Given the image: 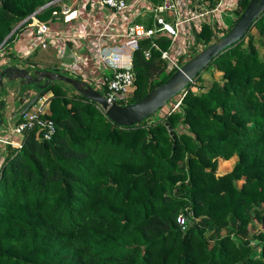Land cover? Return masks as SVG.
I'll return each instance as SVG.
<instances>
[{"label":"trees","instance_id":"16d2710c","mask_svg":"<svg viewBox=\"0 0 264 264\" xmlns=\"http://www.w3.org/2000/svg\"><path fill=\"white\" fill-rule=\"evenodd\" d=\"M248 1L237 0L230 25L214 23V31L224 34ZM60 9L55 0H0V48L30 14L49 21ZM134 21L154 25L147 12ZM155 40L170 44L166 34ZM213 40L203 22L195 42ZM133 66V92L122 103L176 70L157 48L147 59L135 50ZM210 68L221 78L194 90ZM192 81L177 108L126 126L68 83H49L43 95L50 93L47 115L56 131L50 139L26 132L0 164V264H264V10ZM234 155L233 167L218 173V158ZM180 212L185 230L176 222Z\"/></svg>","mask_w":264,"mask_h":264},{"label":"built area","instance_id":"2783aa9c","mask_svg":"<svg viewBox=\"0 0 264 264\" xmlns=\"http://www.w3.org/2000/svg\"><path fill=\"white\" fill-rule=\"evenodd\" d=\"M59 1V0H55ZM225 1L215 0L209 5V0H76L74 3L62 2L59 15L54 22L61 18L64 22H70L81 18L83 12L88 11L89 17L99 18L104 13L101 26L96 21L87 18V25L74 30L64 32L51 27V22L41 21L31 14V21L36 37V44L46 46L53 38L74 39L80 35L88 53L97 59L98 63L108 69V72L98 78L84 74L81 68L76 66V58L69 63H63L62 68L68 74H75L84 79L94 88L100 90L106 98L122 103L126 100L134 88L136 72L133 66V54L135 50H141L144 58L151 56L152 48L160 50L161 57L169 66L178 68L189 55L203 48V44L195 42V33L201 29L203 22H209L218 27L227 26L224 22L223 10ZM237 0L232 2L235 8ZM233 8V9H234ZM232 9V11H233ZM151 13L154 20L153 26H145L143 23L134 21L137 14ZM55 13V11H54ZM166 34L170 38L167 48H161L155 40L158 35ZM149 38L147 47L140 46V39ZM75 76V77H76ZM43 97V96H42ZM40 97L21 115L0 132V152L7 147L19 149L22 146L26 132L35 130L36 135L50 139L56 131L55 123L48 114L46 99ZM179 104H175L171 110ZM2 162V161H1ZM0 162V164H1ZM187 216L180 212L176 217L177 225L185 230L188 226Z\"/></svg>","mask_w":264,"mask_h":264},{"label":"water","instance_id":"95a60500","mask_svg":"<svg viewBox=\"0 0 264 264\" xmlns=\"http://www.w3.org/2000/svg\"><path fill=\"white\" fill-rule=\"evenodd\" d=\"M44 6V5H43ZM264 10V0H249L244 9L222 35L213 32L214 40L198 50L192 57L183 62L161 84L146 92L141 98L128 103L109 101L106 96L84 79L40 67L22 66L7 58L0 64V92L6 82L8 88L17 91V99L25 100L18 110L22 114L36 100L43 96L46 86L54 80H62L70 84L84 97L96 102L112 121L119 125H132L148 116L154 115L159 108L176 94L182 91L193 77L197 75L220 51L236 42L247 31L248 27ZM31 15V14H30ZM4 100L0 97V126L4 124L2 108ZM169 133L173 131L166 122ZM174 144L172 148H174Z\"/></svg>","mask_w":264,"mask_h":264},{"label":"crops","instance_id":"0c3cea01","mask_svg":"<svg viewBox=\"0 0 264 264\" xmlns=\"http://www.w3.org/2000/svg\"><path fill=\"white\" fill-rule=\"evenodd\" d=\"M63 1L66 2L67 0ZM75 1L76 0H69V2L66 3H74ZM234 1L236 0H229L228 2L225 1L226 4L230 3V5H224L222 8L227 12L224 15V22L227 26L230 25L234 18V16L230 17L231 10L234 8L231 4ZM88 17L89 12L85 11L83 12L81 18L75 19L70 22H64L61 18H59L55 22L54 20L53 22H51V27L55 30H61L64 32L74 30L75 27H84L85 29H87L86 25ZM103 18L104 13H101L99 18L89 17V22L92 20L96 21V27H100ZM34 34L35 33L33 27L30 24L29 26L27 25L25 30L23 29L22 31L16 32L14 38L10 41V43H7L4 45L3 48H0V50L2 49V51L6 52V54L8 55L10 54L11 56L10 58L7 57L6 54L1 55L0 64L3 63L7 58H10L11 60H13L12 62H16L17 64L22 66H29L32 68H46L53 71H61L65 74H68V71L62 68V64L69 63L71 61L73 62L76 58L75 67L81 68L84 74L90 77L98 78L108 72V69L106 67H103L101 64H99L97 59H94L88 53L85 43L83 39L80 38V35L76 36L74 39H64L62 37L53 38V41L49 42L46 46H40L36 44V37L34 36ZM35 51H38V55L36 54L35 56H33ZM28 56L32 57H30L29 59L27 58ZM71 75L76 76L75 74ZM2 91H4V95L2 94ZM16 94L17 91H13L11 88L9 89L6 82H4V88L0 92V97L4 100L3 108L7 110V117L2 114L4 116V124L0 126V132H2L6 128V126L10 125L16 119L18 115V110L23 106L25 100H27V98L25 100H18ZM49 95V92L46 93L45 95H43V99H45ZM1 152L0 162L3 160V152ZM221 159L222 161H230L231 157L229 159Z\"/></svg>","mask_w":264,"mask_h":264},{"label":"rangeland","instance_id":"374dc122","mask_svg":"<svg viewBox=\"0 0 264 264\" xmlns=\"http://www.w3.org/2000/svg\"><path fill=\"white\" fill-rule=\"evenodd\" d=\"M57 3H59V4H61L62 2H64L63 0H59V1H56ZM66 2H69V0H67ZM233 17L234 16V13H233V11L231 10V14H230V17ZM18 25V24H17ZM16 25V26H17ZM27 25L29 26V24H26L25 25V27H24V30L26 29V27H27ZM16 26L13 28V29H15L16 28ZM251 32L257 37V38H259V34H258V32H257V30L256 29H252L251 30ZM262 50V47L260 46V51ZM221 75H222V72L220 71V70H217V69H214V68H210V69H206V70H203L202 72H201V78L199 79V80H197V83H192V88L194 89V90H197L198 89V86H197V84H202V85H204V87L205 86H207V85H209V83L213 80V79H220L221 78ZM192 82H194V81H192ZM63 85L65 86V88L66 89H69V90H75L73 87L71 88L70 87V85H68V84H64L63 83ZM76 91V90H75ZM2 94L4 95V91H2ZM44 97V96H43ZM42 97V98H43ZM180 102H181V93H179V94H177L176 96H174V97H172L170 100H169V102H168V104L167 105H165V107H163L160 111H158L156 114H161V113H163L164 111H166L167 109H171L175 104H180ZM178 107V106H177ZM176 107V108H177ZM7 110L5 109V108H2V114L5 116V117H7ZM155 116V115H154ZM152 118H153V116H152ZM2 153V152H1ZM219 159H221V158H219ZM218 159V164H217V172L218 173H222V172H224V171H226V170H230L232 167H233V165L235 164V162H236V160H237V155H235L234 157H231V160L230 161H228V160H223L222 161V159L221 160H219ZM238 182V184H240L241 182H242V179H240V180H238L237 181ZM254 228H256L257 227V229L258 228H260L261 227V225L260 224H254ZM254 228H251L250 230H253ZM227 230H228V228H224L223 229V231H222V233H226L227 232ZM246 243H248V242H256V240H246L245 241Z\"/></svg>","mask_w":264,"mask_h":264}]
</instances>
